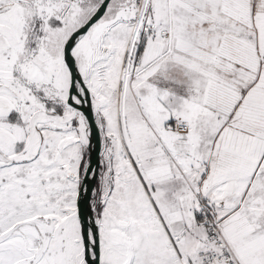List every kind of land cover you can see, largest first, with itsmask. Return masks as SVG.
<instances>
[{"label": "snow or ice", "instance_id": "6c2138e0", "mask_svg": "<svg viewBox=\"0 0 264 264\" xmlns=\"http://www.w3.org/2000/svg\"><path fill=\"white\" fill-rule=\"evenodd\" d=\"M0 264H264V0H0Z\"/></svg>", "mask_w": 264, "mask_h": 264}]
</instances>
